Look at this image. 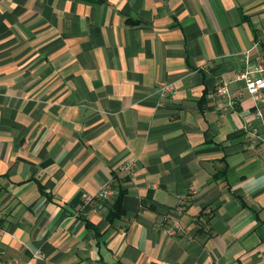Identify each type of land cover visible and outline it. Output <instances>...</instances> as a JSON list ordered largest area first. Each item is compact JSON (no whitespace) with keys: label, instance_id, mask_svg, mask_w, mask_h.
Instances as JSON below:
<instances>
[{"label":"crops","instance_id":"obj_1","mask_svg":"<svg viewBox=\"0 0 264 264\" xmlns=\"http://www.w3.org/2000/svg\"><path fill=\"white\" fill-rule=\"evenodd\" d=\"M263 28L264 0H0V264H264V109L234 79ZM105 185L119 217L81 199Z\"/></svg>","mask_w":264,"mask_h":264},{"label":"built area","instance_id":"obj_2","mask_svg":"<svg viewBox=\"0 0 264 264\" xmlns=\"http://www.w3.org/2000/svg\"><path fill=\"white\" fill-rule=\"evenodd\" d=\"M264 33V28L262 29ZM244 59L247 61L248 52L244 53ZM236 81L243 82V88L246 94L253 104V116L255 118H261L264 109V58L257 56L254 59L252 69H246L241 73L234 76ZM173 87L169 83L160 82L156 87V92L159 97H166L172 93ZM215 95L218 101L215 104V108L218 112L223 113L227 109H231L238 98V92L228 94L224 87L218 86L215 90ZM244 143L247 149L254 150L257 156L264 160V148L260 146L257 140V133L253 127H249L245 131ZM132 168V161H126L121 163L115 168L116 173L123 175H129ZM117 191L111 188L109 185H105L102 189L93 194H82L81 199L86 202L92 200H110L115 197ZM176 231V227L172 229H165L166 235H173Z\"/></svg>","mask_w":264,"mask_h":264},{"label":"trees","instance_id":"obj_3","mask_svg":"<svg viewBox=\"0 0 264 264\" xmlns=\"http://www.w3.org/2000/svg\"><path fill=\"white\" fill-rule=\"evenodd\" d=\"M123 195V191H118L116 198L113 201V205L112 208L109 212L108 218H113V217H119L121 215L120 213V201H121V197Z\"/></svg>","mask_w":264,"mask_h":264}]
</instances>
